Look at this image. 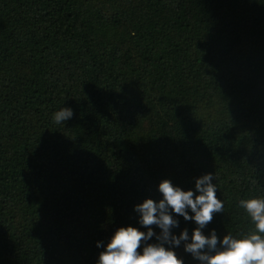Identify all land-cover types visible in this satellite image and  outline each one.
I'll return each mask as SVG.
<instances>
[{
	"label": "trees",
	"instance_id": "obj_1",
	"mask_svg": "<svg viewBox=\"0 0 264 264\" xmlns=\"http://www.w3.org/2000/svg\"><path fill=\"white\" fill-rule=\"evenodd\" d=\"M209 172L224 208L204 234L253 231L264 0H0V264H96L116 228L146 231L133 206L161 179Z\"/></svg>",
	"mask_w": 264,
	"mask_h": 264
},
{
	"label": "clouds",
	"instance_id": "obj_2",
	"mask_svg": "<svg viewBox=\"0 0 264 264\" xmlns=\"http://www.w3.org/2000/svg\"><path fill=\"white\" fill-rule=\"evenodd\" d=\"M72 116L70 107H61L53 113L52 120L60 124ZM214 180V173H203L193 178L192 188L185 190L167 178L161 179L156 186L160 194L158 200L145 198L133 206L138 213L137 223L146 231L131 224L116 228L106 243L96 242V246L103 249L96 264H184L175 251L181 241L185 242L184 252L200 264H264V198L237 202L250 217L253 231L236 236L226 233L222 238L215 229L207 235L202 231L212 221L213 213L222 212L224 208L223 199L217 198ZM178 216L194 222L196 227L191 235L187 229L181 230L179 235L172 232L179 225ZM153 237L154 242L148 243Z\"/></svg>",
	"mask_w": 264,
	"mask_h": 264
}]
</instances>
